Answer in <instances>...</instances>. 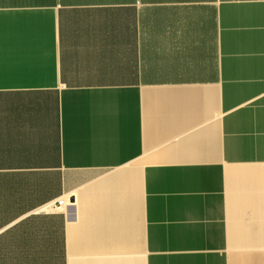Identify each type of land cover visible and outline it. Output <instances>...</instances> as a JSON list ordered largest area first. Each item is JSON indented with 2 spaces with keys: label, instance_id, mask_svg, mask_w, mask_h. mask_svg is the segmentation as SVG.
Segmentation results:
<instances>
[{
  "label": "crops",
  "instance_id": "obj_1",
  "mask_svg": "<svg viewBox=\"0 0 264 264\" xmlns=\"http://www.w3.org/2000/svg\"><path fill=\"white\" fill-rule=\"evenodd\" d=\"M0 264H264V0H0Z\"/></svg>",
  "mask_w": 264,
  "mask_h": 264
},
{
  "label": "built area",
  "instance_id": "obj_2",
  "mask_svg": "<svg viewBox=\"0 0 264 264\" xmlns=\"http://www.w3.org/2000/svg\"><path fill=\"white\" fill-rule=\"evenodd\" d=\"M57 207H61L64 205V200H58L56 203Z\"/></svg>",
  "mask_w": 264,
  "mask_h": 264
}]
</instances>
